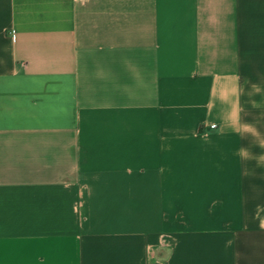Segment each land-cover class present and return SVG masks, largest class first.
<instances>
[{
    "label": "crops",
    "instance_id": "crops-1",
    "mask_svg": "<svg viewBox=\"0 0 264 264\" xmlns=\"http://www.w3.org/2000/svg\"><path fill=\"white\" fill-rule=\"evenodd\" d=\"M0 264H264V0H0Z\"/></svg>",
    "mask_w": 264,
    "mask_h": 264
}]
</instances>
